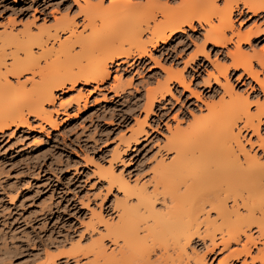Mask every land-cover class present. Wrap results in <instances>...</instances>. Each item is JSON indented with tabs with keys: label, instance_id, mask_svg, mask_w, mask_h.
I'll list each match as a JSON object with an SVG mask.
<instances>
[{
	"label": "rangeland",
	"instance_id": "rangeland-1",
	"mask_svg": "<svg viewBox=\"0 0 264 264\" xmlns=\"http://www.w3.org/2000/svg\"><path fill=\"white\" fill-rule=\"evenodd\" d=\"M79 1L81 5H85L84 0ZM99 1L90 0L92 5L95 3L94 5L100 6L102 10H96V6L93 7L95 11L91 8L93 12L91 10L90 14L96 15L93 19L95 21H92L97 22L99 26L104 20L106 22L103 23L109 28V24L113 25L112 22L109 23L111 14H116L118 9H130L133 17V9L144 7L149 0H130L131 7L124 6L125 3L121 4L122 0H115L120 3L118 6L111 5L113 0H103L105 7L111 5L112 11L107 7V12L103 10L105 7L102 4L97 3ZM151 1L164 8H176L181 3V0ZM217 2L224 7V0ZM63 3L64 0H0V57H5L7 63H10V52L11 49L14 50V43L13 40L8 41L7 34L21 39L27 33L28 29L24 30L26 25L34 32L43 25L54 32L53 24L56 20L69 18L75 21L76 32L91 34L90 27L83 28L86 22L85 13L79 9L76 0L61 7ZM159 10H155L156 19L163 21ZM120 11L116 17L118 24L122 21V15L124 20H131L127 13L124 15L125 13ZM156 19H150L151 27V24L156 25V22L153 23ZM232 21V28L226 31L228 36L232 31L244 32L249 29L256 30L257 27L262 29L264 12H247L241 4L240 8L234 10ZM116 22L113 25L116 30L114 31L117 32L118 28V31H121V26ZM212 22L216 25L217 18ZM97 25L95 23L94 29ZM208 28L207 23L200 24L195 21L194 28L185 26L184 31H179L166 43H147V55L110 62V75L102 82H78L73 88H68V84L67 89H56L54 104L47 106L55 120L52 125L30 115V126L12 125L4 133H0V264H88L92 261L93 253L84 254L83 250L82 254L81 250L99 236L100 230H104V224L97 222L94 213L100 212L108 221L116 220L118 208L115 199L123 198L122 191L118 190L116 185L109 190L107 179L99 176L97 167H107L113 158L114 150L119 148L122 159L113 160L114 170L123 173L132 184H144L151 191L155 165L162 158L167 161L173 158V152H166L165 148V138L169 136L170 130L177 125L191 129L194 126L193 119L198 118L199 114L206 118L209 113L206 103L213 101L218 104L223 96L226 100L229 99L224 93L223 76L220 75L222 84L214 82L212 78V74L219 75L217 70L221 68L220 65H230L228 76L236 91L248 95L251 101L257 97L263 101L264 92L259 84L245 74L241 67L231 66L229 51L236 49L235 38L224 46L206 42L208 56L200 51L196 52L203 44L205 30ZM94 33L92 31V34ZM68 34L60 30L57 37L59 39H50L48 47L54 44L56 48L57 43ZM151 35V30H145L143 39L147 41ZM32 49L36 54L40 51L36 45ZM242 49L249 53L254 49H264V33L252 36L250 43L243 42ZM3 50L9 55L3 56ZM79 50L80 46H76L75 51ZM171 67L174 71H184L190 88L186 89L178 82H172L173 97L166 95L160 102H156L146 117L148 90L152 92L158 88L157 82L165 79L166 70ZM254 67L260 69V77L263 78L264 68L255 60ZM28 73L25 75L24 72L19 76L9 74L8 78L16 85V79L24 82L32 76ZM209 77L211 82H207ZM152 88L153 90H150ZM192 91L197 92L199 97ZM254 106H251L252 111H255ZM185 108L188 109L187 112H184ZM144 118L146 135L128 147L124 138H128L133 127ZM263 131L264 129L262 133ZM243 134L245 135L242 139L247 149L252 153L262 152L256 146H249L247 138L254 141L255 134ZM185 175L186 173L181 177ZM161 197L159 194L156 208L163 207ZM211 213L214 217L215 213ZM94 218L97 223L96 228L92 230L90 225ZM248 233L253 234L251 242L247 244L250 254L241 251L240 255H230L231 251L243 248L242 245L246 241L244 236L241 242H232L227 248L216 239L218 244L214 251H210L212 243L208 237L194 236L187 245V250L192 256L193 251L205 255L207 264H264L263 237L259 236L255 226H252ZM104 243L107 253L113 252L118 246L108 237L104 238ZM148 243H151L150 240ZM76 244H80V252L73 247L77 246ZM74 250L78 252L75 254ZM160 252L158 248L153 251L151 259H155ZM107 259L104 263L101 258L97 264L116 263L113 259ZM245 259L247 261L243 263Z\"/></svg>",
	"mask_w": 264,
	"mask_h": 264
},
{
	"label": "bare ground",
	"instance_id": "bare-ground-1",
	"mask_svg": "<svg viewBox=\"0 0 264 264\" xmlns=\"http://www.w3.org/2000/svg\"><path fill=\"white\" fill-rule=\"evenodd\" d=\"M84 1L85 5H81L76 0L79 9L85 13L83 28L90 27V33L95 32L92 35L89 32L85 35L84 31L76 32L75 21L69 18L56 20L53 24L54 32L46 25L38 27L35 32L26 25L24 30L28 29L27 33L22 34L21 39L7 34L8 41L13 40L14 50L11 49L12 59L9 64L5 57H0V133H4L12 125L30 126V115L52 125L55 120L47 106L54 104L56 89H67L68 84V88H73L78 82H102L110 75V62L147 55V43H166L179 31H184L185 26L194 28L195 21L209 26L205 30L204 42L196 52L200 51L208 56L206 42L224 46L235 38L236 49L229 51L231 66L241 67L264 92V76L261 78L260 69L254 67L255 60L264 68V49H254L251 53L242 49L243 42L250 43L252 36L264 33V28L232 31L230 36L226 34L233 26L234 10L242 4L247 12L259 14L264 12V0H224V7L218 5L217 0H181L176 8L158 7L149 0L147 4L150 5L146 4L148 8L144 5L133 9V17L130 9L126 8L131 7L130 0H122L121 4L125 3L126 9H118L116 14H111L112 18L110 19L111 15L108 17L109 23L114 25L119 11L124 12V15L127 13L131 20H124L121 14L124 19L120 24L118 21L116 23L122 30L118 31V28L117 32L111 24L109 28H112L109 30L108 25L103 23L106 21L102 19L103 22H100L105 26L99 24L107 30L93 22L96 15L90 13L91 8L96 5H92L90 0ZM102 2L100 0L97 3ZM111 3L115 6L120 4L115 0ZM110 6L108 4V9ZM99 7L96 6V10H100ZM107 7L103 9L106 12ZM155 10L161 12L163 21L156 19ZM103 16L105 14L101 17L104 18ZM214 18L218 21L216 25L212 22ZM150 19H156L157 21L153 20L156 25L151 24V27ZM158 21L160 22L157 23ZM60 30L69 34L57 43L56 48L54 44L48 47L50 39H59L57 37ZM145 30H151L152 34L151 38L146 37L147 41L143 36ZM34 45L40 48L38 54L32 49ZM76 46H80L79 51H75ZM2 54L9 55L4 50ZM220 67L217 70L219 75L212 74V78L214 82L221 83L220 75L223 76L225 82L221 84L229 99L226 100L223 96L218 104L213 101L206 103L209 113L206 118L202 114L198 118L194 116L196 119L193 121L196 122L192 121L194 126L191 129L177 125L170 130L169 136L165 138V148L166 152H173V158L169 161L162 158L155 165L151 191L144 184H132L123 173L114 170L113 160L122 159L119 148L114 150L107 167H97L99 176L107 179L109 190L116 185L122 191L123 198L115 199L118 208L116 220L108 221L100 212L94 213L97 222L104 224V230L99 229V236L81 250L82 254L83 250L84 254L93 253L94 263L89 261L88 264H97L101 258L113 259L115 264H207L205 255H199L195 251L193 256L188 253L187 245L194 236L208 237L212 243L210 251H214L218 244L216 239L227 248L232 242H241L244 236L246 241L242 245L243 250L235 249L230 255H240L241 251L250 254L247 244L253 237L252 233H248L252 226L257 228L259 236L264 239V99L260 101L257 97V100L251 101L248 95L236 91L228 76L230 65ZM25 71L32 76L24 82L16 79L15 85L8 78L9 74L19 76ZM166 71L164 81L157 82L159 87L150 89L152 92L148 90L146 117L156 102H160L166 95L173 97L172 82H178L186 89L190 88L183 70L174 71L171 67ZM207 82H211L210 77ZM192 93L199 97L197 92ZM253 105L255 111L251 110ZM145 118L133 127L128 138H124L128 147L146 135L147 131L143 126ZM243 132L256 135L254 141L247 138L249 146H256L262 152L258 154V151L252 150V153L247 149L242 139L245 135ZM184 173L186 175L182 178ZM159 194L162 195L163 207L159 206L157 209L155 203ZM211 212L215 213L214 217ZM97 222L96 219L91 222L92 230L96 228ZM141 232L144 234L141 235ZM106 237L118 245L113 252L107 253L104 243ZM76 245L73 247L79 251L80 244ZM157 248L161 251L160 255L151 259L152 252ZM78 251L74 250L73 253ZM246 261L247 259L243 263Z\"/></svg>",
	"mask_w": 264,
	"mask_h": 264
},
{
	"label": "snow or ice",
	"instance_id": "snow-or-ice-1",
	"mask_svg": "<svg viewBox=\"0 0 264 264\" xmlns=\"http://www.w3.org/2000/svg\"><path fill=\"white\" fill-rule=\"evenodd\" d=\"M72 3V0H64V3L61 5V7H63L65 4H71ZM29 73L27 72V71H25V75H28ZM188 111V109L187 108H185L184 109V112H187ZM185 123H187V122H185Z\"/></svg>",
	"mask_w": 264,
	"mask_h": 264
}]
</instances>
